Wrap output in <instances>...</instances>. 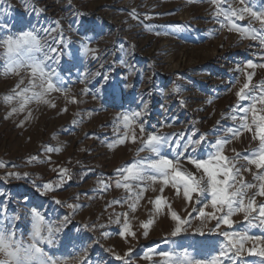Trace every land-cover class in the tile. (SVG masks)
<instances>
[{
	"label": "rangeland",
	"instance_id": "obj_1",
	"mask_svg": "<svg viewBox=\"0 0 264 264\" xmlns=\"http://www.w3.org/2000/svg\"><path fill=\"white\" fill-rule=\"evenodd\" d=\"M244 7L264 14V0H217L216 5L211 0H0V224L16 240L31 242L35 210L44 217L42 234L52 233L53 243L41 246L57 264H167L161 253H172V260L187 253L193 261L210 262L228 243L221 231L264 240L259 220L253 218L250 226L243 212L219 229L215 220H203L198 209L222 214L213 209L210 193H193L189 201L182 187L159 177L140 181L122 175L159 158L142 143L149 134L167 136L161 154L197 177L202 170L189 158L208 159L215 142L226 139L223 154L237 167L245 164L237 179L257 185L247 190L245 203L254 196L252 217L258 216L264 196L254 175L264 169L244 157L255 155L259 141L251 138L254 126L251 132L241 128L240 118L247 115L251 124V113L241 109L249 108L253 97L258 101L264 47L236 29L255 28L259 36L264 28L250 14L243 19L224 14ZM27 31L45 44L37 58L51 56L49 47L58 49L56 62L45 61V71L55 70L52 80L60 87L39 100L32 95L41 92L39 78L26 64L16 66L15 54L4 44ZM248 61L256 67L246 69ZM246 72L254 73L250 83L257 90L240 100L235 93ZM26 88L24 97L17 95ZM134 113L140 115L125 128L123 117ZM200 136L202 155L191 154L198 146L177 150ZM49 147L53 151H46ZM172 212L185 221L175 236L178 221ZM251 246L249 240L246 247ZM231 255L222 257V264H262L246 251L239 260Z\"/></svg>",
	"mask_w": 264,
	"mask_h": 264
},
{
	"label": "snow or ice",
	"instance_id": "obj_2",
	"mask_svg": "<svg viewBox=\"0 0 264 264\" xmlns=\"http://www.w3.org/2000/svg\"><path fill=\"white\" fill-rule=\"evenodd\" d=\"M214 5L217 4V0H211ZM243 4L244 0H240ZM219 12V5H217ZM250 14L253 18L261 21V27L264 28V14H258L253 12L250 8L244 7L240 9L229 8L224 13L226 17L239 15L240 19L244 18V14ZM133 17L135 18V13L133 12ZM235 27V25H233ZM54 29L48 30L49 32ZM238 32L242 35L249 36L250 39L259 40L261 47H264V35H257V30L255 28H237ZM53 43L56 42V37H52ZM7 53L9 55L15 54L16 60L14 63L18 67H23L25 64L31 68L33 77H38L40 80L41 92L33 93V97L36 99H42L43 95L51 90H58L60 85L52 80V77L56 75L55 70L51 72L45 71V61L52 60L56 62V53L58 49L49 47L48 52L52 55L44 54L43 59L36 57V53L43 52L45 44L42 43L41 38L33 31H27L21 33L15 39L8 38L4 41ZM256 65L252 61H248L245 65L246 69L255 68ZM264 67V65H260ZM254 73L246 72V82L243 87L235 93V95L240 99L244 100L247 97L248 92H255L257 86L251 85ZM46 85V87H45ZM260 95L258 101L253 97V103L249 108L241 109V111L251 113V124L248 123L247 115L240 118L241 128L247 129L248 131H253L254 134L251 137L253 140L259 141L258 147L254 149L255 155L252 158L244 157V162L249 165H255L256 169H264V80L259 83ZM29 89H24L23 92L17 93L18 96L24 97ZM173 92H177L178 89L174 88ZM11 99V97H8ZM257 102L262 105L257 109ZM21 110L23 109V104H21ZM13 112L16 109H12ZM140 113H134L130 118L125 115L123 117L124 127L129 128L131 120L138 117ZM236 119V117H232ZM140 131L144 132V127L141 125ZM233 136L239 135V130L233 131L228 130ZM135 135H133V140H135ZM204 140V136H200L199 139L189 140L187 143L182 145L185 149L190 146H198ZM144 147L150 152L156 154L158 159H152L147 165L140 164L139 166L133 165L127 169L122 170V175L124 172L127 173L124 176V180L129 178H134L136 180H151L156 181L159 177L164 184L171 183L174 188H183V196L191 201L193 198V193H198L199 196H203L206 192L211 194V205L213 209L222 214L218 217L213 213H205L203 209H198L200 217L203 220L213 219L216 221V229L220 228L221 224L231 226L233 221L231 217L234 213L243 212L244 219L249 221L250 226L253 218L259 220L260 226L264 227V204L258 206V216L252 217V213L257 211L256 202L254 196L248 198V202L245 203V197L248 195L247 190L256 188L257 185L252 183H246L242 178L237 179L240 176L241 168L245 166L244 163L237 167L233 161L223 154V146L227 143V140H217L213 145L216 148V152L209 156L208 159H190L191 164L195 165L196 169L202 170L199 177L195 176L192 172L187 170H181L178 162L174 163L172 159H169L166 155L161 154V149L169 144L168 137L156 134H149L147 139L142 141ZM144 150V149H141ZM46 151H53L51 147L47 148ZM146 169H151L153 174L147 175ZM61 175H64L66 170H60ZM19 175V174H17ZM254 179L259 181L258 190L259 195L264 196V172L260 174H255ZM117 186H120V182H117ZM45 189H49V185H44ZM125 189L129 188L127 183H123ZM156 204H160L159 198L156 200ZM72 207V205H69ZM172 218L178 221V224L172 233L174 236L182 231L180 223H185L181 221V218L176 212H172ZM33 230L30 233L31 242H24L22 240H16L14 238V233L9 232L2 224H0V264H57L51 257L47 256L41 243L52 244L53 239L51 230L48 229V235H43L42 232L45 231L43 226L44 217L40 216L38 213L33 211ZM125 230L127 229V224H125ZM144 228H148V224L144 225ZM121 236H124L125 231L121 230L119 232ZM145 236L147 231H145ZM203 235V233H201ZM228 243L225 244L218 257H213L210 262L205 261H193L187 253L181 258L172 260V253H161L162 256L168 258L167 264H222V257L229 256L231 252L232 255L229 259L235 261L239 260L245 253L249 255H255L261 258L262 264H264V240L257 237L255 239L249 237L246 233H229L226 231H221ZM252 240V246L246 247V243ZM121 259V257H117Z\"/></svg>",
	"mask_w": 264,
	"mask_h": 264
},
{
	"label": "bare ground",
	"instance_id": "obj_3",
	"mask_svg": "<svg viewBox=\"0 0 264 264\" xmlns=\"http://www.w3.org/2000/svg\"><path fill=\"white\" fill-rule=\"evenodd\" d=\"M81 27H82V28H85V25H84V26H81ZM171 151H172L173 153H176L175 150H173V149H172ZM202 151H203L202 147L198 146V147H196L195 149L192 150L191 154H194V155H198V156H200V155L203 154ZM178 156H181V155L178 154ZM184 165H185L184 163L181 164V166H184Z\"/></svg>",
	"mask_w": 264,
	"mask_h": 264
}]
</instances>
